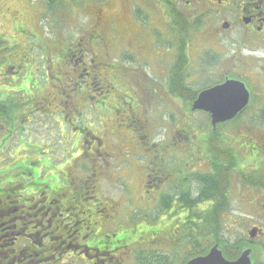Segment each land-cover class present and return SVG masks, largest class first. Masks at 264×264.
<instances>
[{
    "label": "rangeland",
    "instance_id": "rangeland-1",
    "mask_svg": "<svg viewBox=\"0 0 264 264\" xmlns=\"http://www.w3.org/2000/svg\"><path fill=\"white\" fill-rule=\"evenodd\" d=\"M122 1L56 0L48 5L46 0H0V88L5 89V95L9 94L12 106L13 102H17V106L29 102L25 108L18 109L16 118H7L9 126L12 123L25 124L23 140L34 146V167L44 185L51 180L55 185L60 183V193L64 194L70 181L74 180L79 185L75 195L82 201L93 196L103 207L108 203L118 204L123 212L127 210L134 214H153L154 205L163 207V201L159 204L158 194L163 190L165 197L174 191L176 183L183 178L181 170L185 174L192 172L190 177L204 175L195 167L198 160H205L210 170L213 163H221V171L216 175L221 176L223 189L218 191L219 196L208 198L207 195L206 198H214L217 203L210 208L205 201L206 204L200 207L209 212L203 217L200 209L193 206L192 217L180 221L175 214L165 224L174 219V233H191L193 230L196 244L206 247L200 251L206 250L207 253L213 245H218L227 260H234L228 254L235 253L236 246L243 241L248 247L246 241L256 238V235L247 238L251 228H264V185H258L251 172L264 165V126L259 121V114L264 109V42L252 46L258 51L256 70L253 71L242 61L254 54L249 55L247 51L241 52L240 56L238 45H234L237 32L225 34L220 30L224 18L231 20L229 10L205 5L187 6L186 2L191 0H124L123 13ZM98 12L111 14L113 24H96ZM126 18L134 31L143 34L142 38L134 40V44H131L132 29L125 23ZM91 31L105 36L103 41L107 49L97 45L96 41L88 47H78L91 39ZM153 31L160 41H153L150 36ZM122 39L129 42V47L137 54L139 50V60L146 58L148 61L157 55L164 59L172 49L173 53L177 52L176 59L171 62L175 68L176 87L110 89L95 85L94 76L82 79L84 69H89L95 59L90 50H95L100 62L125 68L124 73H108L109 81L105 83L123 87L127 83L119 86L120 79L132 74V67L143 72L133 55L129 53L124 58L125 51L120 46ZM145 40L144 47L141 43ZM170 41H173V47L167 48ZM84 50L89 53L80 56ZM234 52L240 59L237 57L232 61ZM210 61L215 64L213 67ZM100 62L96 60V63ZM163 63L170 67L169 57ZM74 72L77 81H74ZM144 72L149 81L159 80L164 84L169 80L164 65L156 74L151 70ZM226 77L244 82L250 100L246 109L233 120L214 128L209 114L192 108L199 94L208 89L205 88L207 84L212 87ZM75 82L82 86L91 83V88H84L80 96L69 91L67 95L63 89L73 88ZM27 88L28 98L25 92H20ZM109 90L111 93L106 94ZM100 92L104 94L98 97ZM73 97L75 109H78L75 116L71 107H59L60 100ZM93 97L96 102L105 100L108 105L93 110ZM12 113L16 112H10L8 108L4 117ZM17 128L15 140L8 142L9 147L19 143L20 127ZM93 137L103 139L105 143L99 151ZM139 137L149 138L153 149L173 151L174 155L168 153L171 157L165 165L166 171L163 167L158 170L152 157H147L146 149L136 145ZM154 144H158L157 147H153ZM195 155L197 158L193 161ZM186 156L192 159L191 166L184 163ZM174 171L179 173L176 177ZM147 174L160 178L157 187L153 179L147 182ZM170 178L174 184L168 182ZM218 207L220 216L218 211L216 214ZM193 219L197 222L193 223ZM68 222L65 220V225ZM161 244L164 251L169 249L167 240ZM187 244L180 240L175 243L180 247L177 264L191 258ZM254 254L253 263L264 264L263 239L257 241Z\"/></svg>",
    "mask_w": 264,
    "mask_h": 264
},
{
    "label": "flooded vegetation",
    "instance_id": "flooded-vegetation-1",
    "mask_svg": "<svg viewBox=\"0 0 264 264\" xmlns=\"http://www.w3.org/2000/svg\"><path fill=\"white\" fill-rule=\"evenodd\" d=\"M125 3L126 2L123 0V13ZM186 4L187 6L197 5L201 7L205 5L210 8L229 10L230 13L228 16L231 15V17H229L231 20L224 18L220 30L225 34L234 31L237 32L238 39L234 45H238L239 47L237 48L238 54L241 56V52L247 51H249V55L254 54L252 57L246 56L247 58H245V61H241L248 69L252 68L253 71L256 70L258 51L255 47L252 49V46L259 42H264V0H191V2L187 1ZM211 11H213V9H211ZM96 16V24H113L111 14L105 15L98 12ZM108 19L111 20L109 23L107 21ZM125 23L132 29L133 41L131 44H134V40H137L143 36V34L142 32L134 31L128 18H126ZM91 35V39H88L86 44H79L78 47H82V45L88 47L90 44H93L92 41H96L97 45L101 44L104 49H107L105 41H103L105 36L98 35L96 31H93ZM150 36L154 39L153 41H160V38L155 35L154 31L150 32ZM98 39L101 41H97ZM146 41L147 40L143 41L141 45L145 47ZM120 46L121 49L125 51L124 58L129 56L130 53L136 61H138L140 67L144 71L151 70L156 74L164 65V71L168 72L169 80L164 84L159 80L149 81L144 71L141 72L132 67V74L125 75V79H120L121 84H119V86H122L125 82L127 85L118 87L114 84L105 83V81H109L108 73H115L118 71L124 73L125 68H118L117 66L100 62L101 59L95 55V50H90V54L94 55L95 59L91 61L90 71L89 69H84L83 72H85V74L82 75V79L85 78V80H87L86 77L94 76L93 81L96 83L95 85H98L100 88L104 87L110 89H157L176 87L177 80L174 74L175 68H172L171 62L173 59H176L177 52L173 53V49L164 59L157 55V58L155 56L153 59H148L147 61L146 58H142V60L137 58L139 50L137 54L135 50L129 47V42L125 43L122 39ZM78 47H74V49L77 50ZM96 47L99 48L98 46ZM169 47H173V41L169 42L167 48ZM82 52L83 54L80 56L89 53L88 50ZM238 54L234 52L232 61H236L237 57H239ZM216 56L219 57L221 61L220 56ZM143 57L145 56L143 55ZM166 57H169L170 67L168 64L163 63ZM96 60L100 63H96ZM124 60L126 61V59ZM215 61H217V59H214V62ZM209 64L212 67L215 65L211 61ZM225 64L226 60L222 68L224 72L226 71L224 66H227V64ZM127 71L128 69L126 67V73ZM75 72H77V70H75ZM75 72L73 78L76 75ZM76 79H78L77 76L74 81H77ZM227 80H230V78L226 77L222 83L213 85L212 87L207 84L205 88H213L223 84ZM103 82L104 85L101 84ZM249 82H252V79H250ZM90 84L86 83L82 86L75 82L73 88L69 89L66 87L63 91L67 95L69 94L67 91H69L70 94L77 93L80 96L84 88H91ZM246 88L248 87L246 86ZM4 91L5 89L2 90V88H0V126H2L0 127V129H2V131H0V264H177V249H180V247H177L175 243L179 240L189 243L187 244V253H191V258L182 264H189L194 258L204 257L211 251V248L207 253L206 250L200 251L202 248L206 249L204 245L198 248V254L193 256L194 245L191 243V239L194 237L193 230H191V233L188 231L174 233L172 225L175 224L173 222L175 220L172 219V222L165 224L166 221L175 214L178 215L180 221L189 216L192 217L193 206L199 208V211L203 213L204 217V213H207V211L204 209L201 210L200 207L206 204L204 203L205 201L208 202L207 206H214L215 201L211 202L209 199H206V190L195 187L196 184L194 179L189 176L192 172L191 174H185L183 170H181L180 173L183 174V178L176 183L177 185L174 191L170 193V201L167 199L168 196L164 197L163 190L160 191L157 198L160 199L159 204L163 201V207L154 205L153 214H134L127 212V210L123 212L120 205L118 206V204L111 203L104 204L103 207V204L101 202L98 203L99 200L93 196L82 201L75 195V191H77L76 187L79 185L75 183L74 180L70 181L69 189L66 190L64 194H61L62 188L60 183L55 185L51 180V182L44 185L40 180L41 175L34 167V151H32V147L34 146H32L30 141L26 142L23 140L25 134V129L23 127H25V124L20 125V123H12V125L9 126L8 119L16 118L15 114H17L18 109L25 108L29 102H25V104L21 103L19 106H17V102H13L12 106V101L8 96L9 94L5 95ZM27 91L29 93V88L25 91L20 90V92H25L28 98ZM110 93L111 90L106 92V94ZM103 94V92H100L98 97ZM145 94L146 92L143 93V95ZM70 98H68V100H60L61 104H59V107L66 106L65 109L71 107L74 109L72 113L73 116H75L76 110H78L75 109V97L72 99ZM94 100L95 98L93 97L92 102L95 107L93 110L95 111L108 105L105 100L103 102H96V100ZM30 102L32 101L30 100ZM8 108H10V112L14 110L16 113L4 117ZM24 115L26 116V114ZM2 121L4 123H2ZM7 125L8 127H6ZM18 126L20 127V133L17 138L19 143L15 144L14 147H9L8 142L10 140H15L14 133L18 130ZM7 131L9 133H6ZM92 141L96 144V149L98 151L101 149L102 144L103 146L105 145L103 139L100 138L93 137ZM90 144L91 143H89V145ZM136 145L141 149H146L147 157H152L156 166L159 168L158 170L163 167L164 171H166L165 165L169 162L171 157L168 153L171 152L174 155L173 151H168L167 149H153L150 147L149 138L146 139L145 137H139V142H137ZM157 145L154 144L153 147H157ZM259 154L260 153H256V155ZM256 155L253 156L256 157ZM191 161L192 159L186 156L184 163L191 166ZM208 166L210 165L206 164V166H203V160H198L197 167L201 172L210 174L209 170L206 169ZM187 168L188 167H186V169ZM243 169H245V167H243ZM251 172L255 175L254 179L258 185L263 186L264 165L263 167L260 165ZM178 174V171L173 172L174 177ZM151 177V174L145 176L146 179H149L147 181L148 183L153 179L157 187L160 178L156 179ZM168 182L172 183L173 180L170 178ZM262 188L264 189V187ZM218 199L217 197V201ZM211 200H214V198ZM210 202L211 204H209ZM86 207H89L87 211L84 210ZM171 207H173L172 211L166 213ZM62 211L68 213H62ZM65 220H69L66 225L64 223ZM252 231H256V238L251 240L248 239L246 241L248 248L244 250H241V244H238L236 246L238 249L237 253L240 252V254L234 260H230V262L237 261L243 252L250 250L251 264H254L253 258L257 248V241L260 239L264 240V228L260 226L252 227L249 234L246 235L247 238H251L250 233ZM183 237H186L185 240ZM166 240L168 241L167 246L169 249L164 251L161 242Z\"/></svg>",
    "mask_w": 264,
    "mask_h": 264
},
{
    "label": "water",
    "instance_id": "water-1",
    "mask_svg": "<svg viewBox=\"0 0 264 264\" xmlns=\"http://www.w3.org/2000/svg\"><path fill=\"white\" fill-rule=\"evenodd\" d=\"M250 92L244 83L227 80L225 83L201 92L193 105V111L209 114L214 128L233 120L243 112L249 104ZM255 237L256 231L250 233ZM250 250L243 252L234 262L225 260L218 246H215L206 257L193 259L189 264H251Z\"/></svg>",
    "mask_w": 264,
    "mask_h": 264
},
{
    "label": "trees",
    "instance_id": "trees-1",
    "mask_svg": "<svg viewBox=\"0 0 264 264\" xmlns=\"http://www.w3.org/2000/svg\"><path fill=\"white\" fill-rule=\"evenodd\" d=\"M47 1V3H48V5L50 4V3H53V2H56V0H46ZM50 7V6H49ZM51 8V7H50ZM136 13V12H135ZM93 33V31H91V34ZM99 35V34H98ZM1 41V40H0ZM76 78V75H75V77H74V79ZM170 91H174V90H170ZM259 121H260V124H262L263 126H264V109L262 110V112L259 114ZM196 158H197V155H195L194 156V159H193V161H195L196 160ZM196 163V162H195ZM205 163V160H203V164ZM221 163H219V162H217V165H216V163H213V165H212V167H211V170L210 169H208L209 170V173L210 174H206V172H204V175H202V176H199L200 174H195V176H197V177H192V179H194V182H195V184H196V186L195 187H198V188H200V189H202V190H206V194L208 195V198H211V197H213L214 195H218V193L219 192H221V188L223 187V183H222V181H221V176L220 175H216V172L217 171H221L220 169H219V165H220ZM217 166V168H215ZM221 166H223V164L221 165ZM195 167H197L196 166V164H195ZM198 173H201V171H199ZM60 186V185H59ZM223 189V188H222ZM219 191V192H218ZM203 193H204V191H203ZM167 199L170 201V197L168 196L167 197ZM209 201H211V202H214L215 201V199L214 200H209ZM217 203V202H216ZM215 203V204H216ZM211 207H213V206H211ZM210 207V208H211ZM206 211V210H205ZM217 211H218V215L220 214L221 215V209H220V207H218V210H216V214H217ZM209 211H207V213H208ZM206 213V214H207ZM219 215V216H220ZM182 221V220H181ZM194 221H196V220H194L193 219V223H194ZM197 222V221H196ZM193 239H194V241L195 242H193V245H194V255L193 256H196L198 253H197V249L199 248V246L198 245H196V236H194L193 237ZM244 242L245 241H243V243L241 244V250H244L243 248H248V247H246L245 245H244ZM235 248V247H234ZM237 249V247L235 248V253H233V254H228V257H230L231 259H235L236 258V256H238L239 254H240V252H238L237 253V251H238V249ZM177 252H178V249H177Z\"/></svg>",
    "mask_w": 264,
    "mask_h": 264
}]
</instances>
